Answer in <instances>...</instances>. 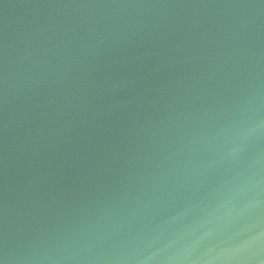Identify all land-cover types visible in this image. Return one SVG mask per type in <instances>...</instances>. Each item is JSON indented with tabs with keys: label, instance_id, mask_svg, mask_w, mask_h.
<instances>
[{
	"label": "water",
	"instance_id": "water-1",
	"mask_svg": "<svg viewBox=\"0 0 264 264\" xmlns=\"http://www.w3.org/2000/svg\"><path fill=\"white\" fill-rule=\"evenodd\" d=\"M0 264H264V0H0Z\"/></svg>",
	"mask_w": 264,
	"mask_h": 264
}]
</instances>
